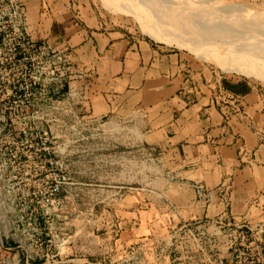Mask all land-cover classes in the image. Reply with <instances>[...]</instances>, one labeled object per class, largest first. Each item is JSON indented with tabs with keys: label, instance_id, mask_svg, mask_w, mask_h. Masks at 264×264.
<instances>
[{
	"label": "rangeland",
	"instance_id": "obj_1",
	"mask_svg": "<svg viewBox=\"0 0 264 264\" xmlns=\"http://www.w3.org/2000/svg\"><path fill=\"white\" fill-rule=\"evenodd\" d=\"M51 20L115 28L264 94V0H0V264H264L260 223H230L249 228L226 254L175 235L194 222L168 206L187 191H173L165 159L140 141V117L86 116V70L49 36ZM61 55L72 65L62 76Z\"/></svg>",
	"mask_w": 264,
	"mask_h": 264
},
{
	"label": "crops",
	"instance_id": "obj_2",
	"mask_svg": "<svg viewBox=\"0 0 264 264\" xmlns=\"http://www.w3.org/2000/svg\"><path fill=\"white\" fill-rule=\"evenodd\" d=\"M53 25L51 20L49 36L63 38L86 70L78 82L86 116L141 118L140 141L165 159L173 191H187L183 204L168 205H175L178 222L208 218L264 226L261 89L192 67L178 52L115 28L96 34L70 24ZM230 99L239 102L238 111ZM195 186L205 192L199 194Z\"/></svg>",
	"mask_w": 264,
	"mask_h": 264
},
{
	"label": "built area",
	"instance_id": "obj_3",
	"mask_svg": "<svg viewBox=\"0 0 264 264\" xmlns=\"http://www.w3.org/2000/svg\"><path fill=\"white\" fill-rule=\"evenodd\" d=\"M56 59H57V62H59L62 65L61 66L62 70L60 71L61 76L64 75L65 73L69 74L71 66H72L69 58L67 56L61 55V56H58ZM81 90L82 89L80 88V92H79L80 94H81ZM195 189L199 194H202L205 192L204 188L201 186H195ZM195 223L198 225H202V226H199V228L196 227V229H194L196 231L194 232L193 230L192 232L191 228L187 227V225H191ZM244 228H249V227H247V225L244 223L236 224L235 230L233 231V234H232V232L228 233L229 224L224 223L223 220L221 219L211 220L208 218H202V219L196 220V222L182 224L181 226H178L176 228L177 229L176 232L175 231L174 232L176 233L175 235H178L180 234L182 230L188 231L189 237H191L192 240L194 241L193 248L191 249H194L196 253H203L204 255L207 254V252L212 253L213 248H214L212 244L220 243L221 254L222 253L226 254L229 248H232V247L234 248V246L237 245L238 241L240 242V244H242L241 241H243L246 238V235L244 234V231H243ZM230 236H231V240L229 239ZM205 244L207 245L204 246ZM256 248L259 249L257 250V253L260 254L261 249L259 247H256ZM235 251H237V254L242 253L240 249L238 248L235 249ZM220 264H222V259L220 260Z\"/></svg>",
	"mask_w": 264,
	"mask_h": 264
},
{
	"label": "bare ground",
	"instance_id": "obj_4",
	"mask_svg": "<svg viewBox=\"0 0 264 264\" xmlns=\"http://www.w3.org/2000/svg\"><path fill=\"white\" fill-rule=\"evenodd\" d=\"M169 24H171V22H167V23H165L164 25H169ZM188 28V27H187ZM186 28V29H187ZM184 29V28H183ZM263 29H264V27H263ZM180 30V29H179ZM185 30V29H184ZM181 31V30H180ZM183 31V30H182Z\"/></svg>",
	"mask_w": 264,
	"mask_h": 264
}]
</instances>
